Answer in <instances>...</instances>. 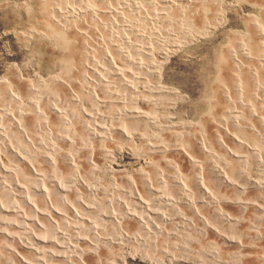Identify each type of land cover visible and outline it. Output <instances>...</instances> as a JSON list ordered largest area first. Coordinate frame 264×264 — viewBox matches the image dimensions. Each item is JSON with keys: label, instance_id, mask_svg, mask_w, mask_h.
I'll return each instance as SVG.
<instances>
[{"label": "rangeland", "instance_id": "374dc122", "mask_svg": "<svg viewBox=\"0 0 264 264\" xmlns=\"http://www.w3.org/2000/svg\"><path fill=\"white\" fill-rule=\"evenodd\" d=\"M263 35L264 0H0V126L8 127L9 116L18 111L26 115L20 126H25L28 140L17 132L8 136L17 152L43 174L35 179V187L44 186L49 195L34 192L22 160L0 147L2 163L13 171L12 177H0L5 180L0 181V201L11 202L13 195L4 189L16 178L29 187L27 195L38 210L54 207L63 214L52 212L55 224L38 214L41 223L34 227L0 210V229L15 235L0 233V264H21L13 250L30 264H264V212L253 206H264L261 189L207 182L217 199L252 202L243 212L222 205L234 222L220 220L210 207L200 208L209 229L206 224L174 223L164 206L159 209L172 220L161 224L140 207L128 182L131 178L137 184L146 173L156 183L155 177L170 174L177 164L183 182L197 197L198 191L189 186L195 168L172 152L176 144L202 166L216 164L231 178L240 170L238 184L244 176L264 181ZM129 107L151 113L159 128L129 124L133 120L121 114ZM101 123H124L130 144L120 136L109 143L92 136L91 127ZM224 132L243 144H233ZM214 137L245 157L233 159ZM201 143L208 153L200 152ZM149 144L167 145L171 152H155ZM59 155H70L84 183L97 192L72 185L57 193L46 175L52 170L47 159L61 166L56 173L64 175L62 184H69L71 173ZM171 188L168 184L165 192L175 198L176 189ZM176 207L181 216L193 218L186 208ZM125 208L143 213L146 224L160 223L161 234L121 218ZM21 209L31 216L30 207ZM110 212L115 220L107 217ZM91 220L98 230L88 227ZM33 235L36 253L17 250L16 238L28 246ZM222 236L235 238L241 246ZM77 237L88 240L78 242ZM93 240L99 247L95 253L87 245Z\"/></svg>", "mask_w": 264, "mask_h": 264}, {"label": "bare ground", "instance_id": "6f19581e", "mask_svg": "<svg viewBox=\"0 0 264 264\" xmlns=\"http://www.w3.org/2000/svg\"><path fill=\"white\" fill-rule=\"evenodd\" d=\"M264 36V35H263ZM257 63V62H256ZM137 65V64H136ZM233 65V64H232ZM138 67V66H137ZM131 72V71H130ZM121 75V74H120ZM122 77V76H121ZM122 81V80H121ZM156 90V89H155ZM173 90V89H172ZM11 98H14L12 95H11ZM120 98V97H119ZM117 101V100H116ZM117 103V102H116ZM123 107V106H122ZM126 107V106H125ZM54 108V107H53ZM212 108V107H211ZM56 111H58L57 108H54ZM86 109V108H85ZM118 109V108H117ZM88 111V110H87ZM24 112V111H23ZM146 113V112H145ZM143 112H141L139 109H137V107H129L127 109H125L123 111L122 109V112L121 114L123 116H125L126 118L128 119H132L133 121L130 122L129 124H144L146 123L147 124H150L152 126H157V128H159V124H157V121L155 120V118L153 116H151V113H147L145 114ZM27 114V113H26ZM230 114V113H229ZM9 116V115H8ZM233 116V115H231ZM26 118V115L24 113H22L21 111H18L16 112V115L14 114H11L8 118V121H7V124H8V127H3V126H0V147L4 150V151H7V152H10V154H12V156L14 158H18V159H21L22 162L21 163H24L23 167L25 169L28 170V172H30V177H29V181L30 183H32L30 186L32 188V190L39 194H43L44 197L48 198V190L44 187V186H36L35 187V179L40 180L41 177H43V174L39 173L37 171V169H35L34 166H32L31 164H29L16 150V148L11 144L10 142V139H9V136H8V133L10 134V132H17V133H20L23 135V139L24 140H28L27 138V135H26V130L23 128L24 125H22V127L20 126V122H21V119H25ZM65 118V117H64ZM101 118V117H99ZM116 119H118L120 121V119H123V117H121V115H117L116 116ZM65 120V119H64ZM1 119H0V125L2 124L1 123ZM33 121V120H32ZM141 121V122H140ZM94 122V121H93ZM92 123V122H91ZM121 123V122H120ZM125 123V122H124ZM124 123L122 124H119V125H109V126H106L104 124L101 123V125H95V127H91V134L92 136L98 138V140H101L103 141V143H109V142H114V137H119L124 139L125 141H129L128 144H130V141H131V137H130V134H129V130H128V126H125ZM232 123L234 124V122L232 121ZM6 124V123H5ZM3 124V125H5ZM128 124V123H127ZM126 124V125H127ZM140 124V125H141ZM232 124V125H233ZM235 125V124H234ZM239 125V124H238ZM248 125V124H247ZM32 126V125H30ZM30 126H27L30 128ZM216 126V125H215ZM220 126V125H219ZM218 126V127H219ZM237 126V125H236ZM240 126V125H239ZM25 127V126H24ZM144 127V126H143ZM34 126L31 128L32 130H34ZM131 128V127H130ZM161 128V127H160ZM220 128V127H219ZM225 128V127H224ZM227 129V128H226ZM225 129V131H226ZM236 129V128H235ZM239 129V128H238ZM240 130H241V127H240ZM137 131V130H136ZM217 131V130H216ZM223 131V130H222ZM228 131V130H227ZM218 132V131H217ZM229 132V131H228ZM254 132V131H253ZM16 133V134H17ZM213 133H216L213 131ZM35 134V133H34ZM225 134V137L229 140H232V143L237 145V146H240L242 143V141L235 135H229L228 133L224 132ZM214 136H216L214 134ZM199 136H197L198 138ZM213 137V136H212ZM219 137V135H218ZM212 138L215 140V143H217L222 149H225L227 153H229L230 155H232L233 159L235 158L237 161H241L243 157H245L243 154H238L237 153H234L230 150V148H228L227 146H225L221 140H219V138ZM221 137V135H220ZM223 137V136H222ZM21 138V139H22ZM22 139V140H23ZM221 139V138H220ZM226 143V142H225ZM173 144V143H172ZM198 144V142H197ZM177 145V146H176ZM175 147L172 148V152H175L176 154H178L180 156V158H182L186 164L189 163L191 164L194 168H195V172L191 173L192 175H190V185H192L193 189H196V192L198 193V196L197 197H194V195L192 194V190L189 189L187 187V185L183 182L184 180H182V176L179 172V168H177V164L176 166H172L170 167L172 172L168 175H160V177H155L156 178V183H153L151 182V180L149 179V177H151L150 175L146 174V173H143L142 177L141 178H138V181H137V184H134L135 181H133L131 178L128 179V182H131V185H132V189L134 190L133 192V198L135 200H137V203L140 204V207L141 208H144L145 210H147V213H149L151 216H153V219L156 218V219H159L161 221V224H166V223H170V221L172 219H174V223H177L178 225H185V224H189L190 226H193L194 224L195 225H203L205 226L206 224V227L211 229V225L209 226L207 222H205V220L201 217V214H200V211L199 209L202 208V207H210L212 208L213 211L212 214L214 213V215H216L220 220H224V221H232L234 222L235 221V217H231L227 214V212H225L223 210V207L222 205H225V204H231L233 205L232 207H235L236 210L238 209V211H246L248 205H250L251 203L250 202H246V201H240V200H230V199H226V198H223V199H217L215 196H213L212 192H210V187L208 186V184L210 185L211 184V181L212 182H215V183H218L220 184L221 186L223 187H230V188H233L232 186H238L239 188H245V187H252L253 189H261V192L263 191L264 193V181H260L257 180H250L248 179V176H244L242 179H243V182L241 184H238V182L236 183L237 181V178L240 176L241 174V171L239 170V173L238 175L235 177V178H231L229 177V175H227L220 167H218L216 164H211V163H207L206 166L204 167V165L202 166V164L198 162V160H196L195 158H192L185 150H182L181 146L176 144ZM166 147H164V145H158V144H149V148L155 152H159V153H162L165 152L167 153L168 151L171 152L170 150V147H168L167 145H165ZM201 146V147H200ZM164 147V148H163ZM199 150L201 153L205 154V153H208V149H205V147L202 145H199ZM248 148V147H247ZM165 149V150H164ZM253 151H254V148H253ZM256 151V150H255ZM89 153V152H88ZM200 153V154H201ZM68 154V153H67ZM87 155V154H86ZM208 155V154H206ZM210 155V154H209ZM259 155V154H258ZM257 155V156H258ZM66 156V155H65ZM85 156V155H84ZM256 156V158H257ZM86 157V156H85ZM59 158L60 160L65 164L64 166L67 167L68 169H70L71 173L68 177V181L69 184H62V177H61V174L60 172H58V174L56 173L57 170L61 167L59 166V163L56 162V160L54 161L53 159L49 158L47 159L49 161V165L51 166L52 170V174H50L51 172H47L46 175H48V179L49 181L53 182L54 185L51 184V186H54V189H56L55 191L57 192L58 191H67L69 189H72V185L73 187L76 186V185H83V186H86L87 189H89V191L91 192H97L96 188L94 186H90L88 184H85L82 177L80 176L79 172H78V169L76 168L77 165L73 164L72 160L71 159V156L68 155V158L64 157V156H60L59 155ZM89 160H91L92 157V154H90L88 156ZM259 158V156H258ZM258 160V159H257ZM24 161V162H23ZM259 161V160H258ZM61 162V163H62ZM91 162V161H90ZM26 163V164H25ZM171 166V165H170ZM186 166V165H185ZM191 166V167H192ZM236 166V165H235ZM80 167V166H79ZM96 167V165H95ZM180 167V166H179ZM92 168V167H91ZM156 169V168H155ZM155 169H153L155 171ZM239 169V168H238ZM26 170V171H27ZM110 170V169H109ZM186 170V169H185ZM234 170V169H233ZM236 170V169H235ZM203 171L206 172L205 174V179L203 178ZM111 172V170H110ZM115 172V171H114ZM157 172V171H156ZM158 172H161V170H158ZM233 172V171H232ZM235 172V171H234ZM238 172V171H237ZM13 171H11L8 167H6L1 159H0V177L1 176H11L12 177V174ZM67 173V172H65ZM59 175V176H58ZM66 175V174H65ZM141 176V175H140ZM155 176V175H154ZM233 176V175H231ZM241 176V177H242ZM16 177V176H14ZM153 177V175H152ZM64 178V177H63ZM158 178V179H157ZM47 179V181H48ZM11 185H7L6 189H4L6 192H10L13 196L11 202L9 204H2L1 201H0V210L1 211H4L5 213L7 214H13V216L15 217H18L20 219H22L23 223L24 224H27L26 221H29L30 222V225L34 226L35 227V224L37 225H40V223L38 222V214H44L45 217L48 219V222L49 220L51 222H53V224H55V221H54V216L52 215V212H54V214H61V212L59 213L56 208H52L50 207V211L49 210H38V208L35 206V204H33L30 200V197L29 195H27L28 193V190H29V187H26L25 185H23V183H20L19 181H17V179L15 178H12L11 179ZM0 181H3V179H1ZM5 181V180H4ZM3 181V183H4ZM210 181V182H209ZM65 182V181H64ZM208 182V184H207ZM1 184V182H0ZM6 184V183H5ZM168 184L170 186H172V188L174 187L176 189V193H175V198H173L172 196L170 197V195H168L166 192H165V187L168 186ZM28 185V184H27ZM41 185V184H40ZM48 185V184H47ZM93 185V184H92ZM1 186L3 187L4 184H1ZM50 186V187H51ZM0 188L1 191L3 188ZM171 188V189H172ZM84 189V188H83ZM252 189V191H253ZM31 190V191H32ZM240 190V189H239ZM3 191V192H5ZM16 192V194H13V192ZM88 191V190H87ZM173 191V190H172ZM175 191V190H174ZM62 192V193H63ZM57 193H60V192H57ZM90 193V192H89ZM129 193V192H128ZM127 193V194H128ZM252 193V192H251ZM64 194V193H63ZM95 194V193H93ZM107 194V193H106ZM149 195V200L147 199V197L145 198L146 195ZM170 194V193H169ZM258 194V193H257ZM260 195V194H259ZM32 196V195H31ZM264 196V195H263ZM262 196V197H263ZM7 197V196H6ZM11 199V198H10ZM133 199V200H134ZM9 200V199H8ZM46 200V199H45ZM116 200V199H115ZM132 200V199H131ZM49 202V201H48ZM47 202V203H48ZM89 202V201H88ZM92 202V201H91ZM8 203V202H6ZM78 203V202H77ZM82 203V201H81ZM133 203V202H132ZM80 204V203H79ZM123 204V203H122ZM182 207V208H186L187 210H189L190 212V215L193 216L190 217V219L184 217V216H181V213L180 211L177 210V207L176 205ZM21 205H26L28 208L30 207V210L32 211L31 213V216L29 218H27L23 212V210L21 209ZM138 205V204H137ZM152 205V206H150ZM56 206V205H55ZM83 206V205H82ZM159 206H164L166 207V209L170 212H171V215L173 216V218L171 219V217H168V215H166L164 212H162L160 209H159ZM227 206V205H226ZM230 206V205H228ZM254 207H256L258 210H260L261 212H264V206H260V205H257V204H253ZM87 208H92L91 206H86ZM250 207V206H249ZM123 208V207H122ZM121 208V209H122ZM137 208V207H136ZM139 209V208H138ZM70 210V208H69ZM85 210V208H84ZM248 210V209H247ZM252 210V209H251ZM29 211V210H28ZM259 211V212H260ZM26 212V211H25ZM120 212V210H119ZM188 212V211H187ZM75 214V213H74ZM80 214V213H79ZM103 214V213H102ZM123 214L124 215H121L120 217L121 218H126V219H132L133 222L139 226V225H142V224H146V220L143 219L142 215H144L142 213V215H140L137 211H134V210H129V208H125L123 210ZM185 214V213H184ZM29 215V214H28ZM65 215V214H64ZM117 215V214H116ZM42 216V215H41ZM59 216V217H60ZM80 216V215H79ZM104 216V215H102ZM107 216V215H106ZM118 216V215H117ZM187 216V215H186ZM12 217V215L10 216ZM62 217V216H61ZM66 217V216H65ZM82 217V216H81ZM85 217V216H84ZM109 217L111 220H115L116 217H115V214H113V212H110V215L107 216ZM105 217V218H107ZM150 217V216H149ZM43 218V217H42ZM64 218V217H63ZM69 218V217H68ZM89 218V217H88ZM99 218V217H98ZM107 219L108 221H110V219ZM38 219V220H37ZM148 219V218H147ZM238 219V218H237ZM75 220V219H73ZM79 220V219H78ZM14 221V220H13ZM40 221V220H39ZM70 221V220H69ZM68 221V222H69ZM21 222V220H20ZM111 222V221H110ZM116 223V221H114ZM153 222V221H152ZM12 223V222H11ZM79 223V222H78ZM89 225L88 227L94 229L97 227V225L94 224V221H89L88 222ZM151 223V222H150ZM159 223V222H158ZM236 223V222H235ZM29 224V223H28ZM85 224V223H84ZM119 224V223H118ZM49 225V224H48ZM117 225V223H116ZM160 225V223L158 224ZM156 223H152L151 224H146V230L147 232H150V230H153L151 232H156V233H160L162 230L160 228V226H158ZM119 226V225H118ZM143 226V225H142ZM163 226V225H162ZM203 226V228H204ZM17 227V226H16ZM20 227V226H19ZM26 227V226H24ZM144 227V226H143ZM172 227V226H171ZM205 227V228H206ZM59 228V227H58ZM169 228V227H168ZM201 228V227H200ZM20 229V228H19ZM23 229V228H21ZM74 229V228H73ZM72 229V230H73ZM97 229V228H96ZM96 229L94 231H96ZM4 230V229H3ZM2 229H0V233H2V235L5 237L7 236L8 238H13L15 235L13 234H7L5 231H3ZM10 230V229H9ZM65 230V229H64ZM91 230V229H90ZM98 230V229H97ZM164 230V229H163ZM203 230V229H202ZM214 231L215 228L213 229ZM22 231V230H21ZM32 231V230H30ZM54 231V230H53ZM71 231V230H70ZM121 231V230H120ZM9 232V231H8ZM57 232V231H56ZM150 232V233H151ZM11 233V231H10ZM25 233V232H24ZM215 233H218V232H215ZM264 233V232H263ZM33 234V232H32ZM36 234V233H35ZM62 236L64 233H61ZM81 234V233H80ZM96 234V232H95ZM132 234V233H131ZM130 234V235H131ZM134 234V233H133ZM136 234V233H135ZM134 234V235H135ZM161 234V233H160ZM23 235V234H22ZM28 235V234H27ZM69 235V234H68ZM77 235V234H75ZM126 235V234H125ZM129 235V236H130ZM26 236V235H25ZM58 236V235H57ZM55 236V237H57ZM65 236V235H64ZM98 236V235H97ZM45 237V236H44ZM72 237V236H71ZM132 237V236H131ZM230 237V236H229ZM227 236H222V238L226 241H229V242H232L233 245L235 244L236 246H241V242L237 241V240H233L231 238H229ZM22 238V237H21ZM54 238V237H53ZM65 238V237H64ZM136 238V236H135ZM30 239V238H29ZM32 239L34 242H30L28 243L29 245L27 246V244L25 245L24 243H22L19 238H16V243H17V250H19L20 248H30L31 250H33L34 253L35 252V235L32 236ZM43 239V238H42ZM57 239V238H56ZM63 239V238H62ZM66 239V238H65ZM92 239V238H91ZM137 239V238H136ZM38 240V239H37ZM60 240V239H59ZM88 239L85 237V238H82V237H77V241L78 242H85L87 241ZM95 240V239H94ZM93 241H89L87 242V245H91V249H93V253H95L94 251H96L99 247L98 246H95V242ZM99 240V239H98ZM15 241V240H14ZM24 241V240H23ZM44 241V240H42ZM56 241V240H55ZM65 241V240H64ZM48 242V241H46ZM51 242V241H50ZM56 242H59V241H56ZM54 242V243H56ZM68 242V241H67ZM27 243V242H26ZM41 243V242H40ZM62 243V242H60ZM95 243V244H94ZM42 244V243H41ZM99 245V243H97ZM36 245V244H35ZM40 245V244H39ZM59 246V244H57ZM243 245V244H242ZM42 246V245H41ZM70 246V245H69ZM85 246V245H84ZM56 247V246H55ZM71 247V246H70ZM78 247V246H77ZM57 248V247H56ZM75 248V247H74ZM86 248V247H85ZM39 249V248H38ZM61 249V247L59 248ZM63 249V248H62ZM78 249V248H77ZM87 249V248H86ZM51 251V250H50ZM83 251V250H82ZM11 252H14L15 255L17 256V259H20V262L21 264H30L29 261L25 260L22 256L18 255L17 251L13 250ZM19 252V251H18ZM90 252V250H89ZM97 252V251H96ZM47 253V252H46ZM80 253V252H79ZM48 254V253H47ZM46 254V255H47ZM53 254V253H52ZM14 255V256H15ZM37 256V255H36ZM59 256V255H58ZM47 257V256H45ZM77 257V256H75ZM37 258V257H36ZM56 258V257H55ZM81 258V257H80ZM79 258V259H80ZM68 259V258H67ZM81 260V259H80ZM72 261V260H71ZM109 261V260H108ZM49 262L51 263H45L44 264H56V262H54L53 260H49ZM53 262V263H52ZM81 262V261H80ZM122 260H121V263L122 264ZM68 263V262H67ZM112 264V263H111ZM114 264V263H113ZM124 264V263H123Z\"/></svg>", "mask_w": 264, "mask_h": 264}]
</instances>
